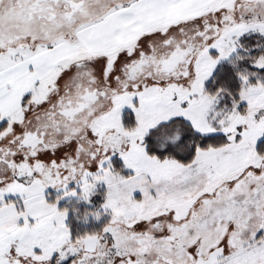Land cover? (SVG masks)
<instances>
[{"label": "snow or ice", "instance_id": "snow-or-ice-1", "mask_svg": "<svg viewBox=\"0 0 264 264\" xmlns=\"http://www.w3.org/2000/svg\"><path fill=\"white\" fill-rule=\"evenodd\" d=\"M0 264H264V0H0Z\"/></svg>", "mask_w": 264, "mask_h": 264}]
</instances>
